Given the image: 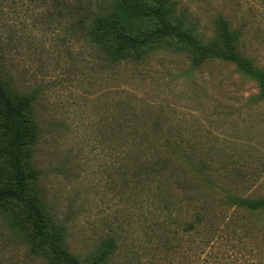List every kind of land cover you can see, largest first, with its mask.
<instances>
[{"label": "rangeland", "instance_id": "1", "mask_svg": "<svg viewBox=\"0 0 264 264\" xmlns=\"http://www.w3.org/2000/svg\"><path fill=\"white\" fill-rule=\"evenodd\" d=\"M56 1L0 0V70L35 98L37 187L71 251L91 258L114 240L106 264L235 263L234 226L264 237V213L227 202L264 196L256 83L174 50L110 63ZM173 2L206 39L224 16L264 67V0ZM126 139L131 148L116 152ZM11 223L0 212V264H46Z\"/></svg>", "mask_w": 264, "mask_h": 264}, {"label": "trees", "instance_id": "2", "mask_svg": "<svg viewBox=\"0 0 264 264\" xmlns=\"http://www.w3.org/2000/svg\"><path fill=\"white\" fill-rule=\"evenodd\" d=\"M75 1L57 0L58 14L76 21L79 31L106 61H141L154 51L174 50L184 53L193 67L225 62L253 80L259 89L256 102L264 101V67L241 51L242 30L224 16L217 18L214 35L206 39L195 22L177 13L173 0ZM35 111L34 96L21 92L0 70V212L9 215L11 228L22 231L29 240V253L46 264H106L114 240L104 243L91 258L78 256L71 251L66 226L51 213L39 192V172L33 162L38 142ZM131 146L129 139L116 140V152ZM162 162L163 168L169 160ZM227 202L249 215L264 213V196L229 195ZM253 233L247 224L230 231L232 264L238 263V255L246 264H264V237L251 240Z\"/></svg>", "mask_w": 264, "mask_h": 264}]
</instances>
